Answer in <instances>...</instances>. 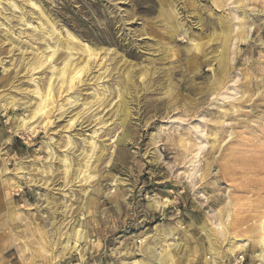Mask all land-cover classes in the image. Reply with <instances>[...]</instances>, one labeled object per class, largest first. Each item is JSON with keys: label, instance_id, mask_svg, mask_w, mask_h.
<instances>
[{"label": "rangeland", "instance_id": "rangeland-1", "mask_svg": "<svg viewBox=\"0 0 264 264\" xmlns=\"http://www.w3.org/2000/svg\"><path fill=\"white\" fill-rule=\"evenodd\" d=\"M162 14L172 18V36ZM2 31L14 44L44 53L33 74L22 71ZM56 37L94 51L92 66L73 83L68 72L58 78L64 53H49ZM81 57L70 52L72 61ZM50 76L54 105L47 104V119L34 117L27 85L32 78L42 93ZM100 87L104 96L83 109ZM244 90L250 97L241 111L235 103ZM169 91L194 104L189 118L183 109L168 113L178 99ZM121 99L129 111L124 128L110 119ZM262 101L264 0H0V264H142L149 260L145 244H157L168 231L174 264H260L254 256L264 220ZM198 118L205 122L202 142L217 132L216 149L209 143L197 149L201 141L191 138L189 126ZM66 137L73 141L67 149ZM82 138L93 142L95 153L73 182ZM58 152L74 159L66 182ZM228 212L236 218L227 219ZM75 230L81 239L71 236ZM245 239L246 247L231 250Z\"/></svg>", "mask_w": 264, "mask_h": 264}, {"label": "bare ground", "instance_id": "bare-ground-1", "mask_svg": "<svg viewBox=\"0 0 264 264\" xmlns=\"http://www.w3.org/2000/svg\"><path fill=\"white\" fill-rule=\"evenodd\" d=\"M16 2V1H15ZM27 3L29 4L30 3V5H32L31 4V2H28L27 1ZM170 3H171V1H170ZM24 4V3H23ZM26 4V3H25ZM215 4V3H214ZM20 6H23V5H21L20 4ZM160 6V5H159ZM158 6V7H159ZM170 9V8H169ZM34 12V11H33ZM33 12L32 11H27V16L28 17H30L31 18V16L33 15ZM175 15V14H174ZM39 16H40V14H39ZM178 15H175V18H174V20L176 19V17H177ZM38 17V16H37ZM36 17V18H37ZM162 18H163V20L164 21H166L164 24L166 25L165 26V30H167V35L168 36H172L173 34H174V26L172 25V22H171V17H170V15L168 14V15H164V14H162ZM32 19H33V16H32ZM36 20H38V19H36ZM159 20V19H158ZM201 20V19H200ZM21 21L22 22H24V20L21 18ZM124 22V21H123ZM123 22H122V24H123ZM127 22V21H126ZM160 23V22H159ZM3 24V23H2ZM23 25V24H22ZM26 24H24L23 26H25ZM60 25V24H59ZM58 25V26H59ZM158 25V24H157ZM163 25V24H162ZM50 26V25H49ZM161 26V25H160ZM52 27V26H51ZM54 27V26H53ZM51 28L52 29V33L53 34H55V31L56 30H54V28ZM57 27V26H56ZM60 27H62V26H60ZM59 27V28H60ZM164 27V26H163ZM182 27V26H181ZM180 27V28H181ZM184 28H186V26L184 27ZM246 28V27H245ZM44 29V28H43ZM164 29V28H163ZM183 29V28H182ZM188 29V28H187ZM62 30V29H61ZM183 30H185V29H183ZM231 30V29H230ZM181 31V30H180ZM186 31V30H185ZM184 31V32H185ZM232 31V30H231ZM247 31V30H246ZM3 32L4 31H2L1 32V37H2V39L4 40V41H6V40H11L10 41V52H15L16 51V55L15 54H12V56L13 55H15V56H19L20 57V61H21V65L23 64V67L22 68H24V69H22V68H18V69H22V71L24 70V72H25V75L26 74H30V73H32V71H34V70H36L38 67H40L41 66V63H42V60H43V55H44V53H43V55H42V53H39V52H37V51H35L34 49H32V48H30V47H28V45H27V47H26V45H21V44H19V43H16L15 42V44H14V41H12V39H8L7 37H6V34L7 33H5V34H3ZM42 32V31H41ZM46 32V31H45ZM144 32V31H143ZM42 33H44V32H42ZM48 33V32H47ZM187 33V32H186ZM57 34H58V31H57ZM60 34V33H59ZM127 34V33H126ZM125 34V35H126ZM245 34H247V33H245ZM56 35V34H55ZM71 35V34H70ZM70 35H69V38H70ZM128 35V34H127ZM60 36V35H59ZM247 36V35H246ZM71 37H72V35H71ZM74 37V36H73ZM72 37V39H74ZM44 38V37H43ZM57 38V37H56ZM65 38V37H64ZM246 38V37H245ZM170 39V38H169ZM173 39V38H172ZM71 40V39H70ZM69 39H63V38H57V40H55L53 43H52V45H53V50H52V52H49V53H51V55H53L54 54V49H56L57 48V50H59V51H63V53H64V55H63V57H62V59H61V64H62V62H63V66L61 67V69L58 71L59 73H60V77H58V78H62L63 79V76H64V73L65 72H68L69 73V77H68V80L70 81V82H72V80H73V76L74 75H76V74H78L80 71H85L86 70V68L89 66V64H90V66H92L91 65V57L94 55V51H91L90 50V47L88 48L86 45L84 46V45H81V44H72V42L70 41ZM126 40V39H125ZM244 40V39H243ZM247 40V39H246ZM149 41V40H148ZM147 41V42H148ZM242 41V40H241ZM132 42V41H131ZM146 42V41H145ZM146 42V43H147ZM158 43H159V41H157ZM152 43H154V41L152 42ZM205 43V42H204ZM163 44V43H162ZM166 44V43H165ZM136 45V44H135ZM139 45V44H138ZM138 45H137V47H138ZM164 45V44H163ZM196 45V44H195ZM200 46V45H199ZM142 47V46H141ZM158 47V46H157ZM161 47H162V45H161ZM165 47V46H164ZM196 47V46H195ZM198 47V46H197ZM139 48V47H138ZM167 48V47H166ZM15 49V50H14ZM45 49H48V48H45ZM147 49V48H146ZM152 49V48H151ZM155 49V48H154ZM157 49V48H156ZM155 49V50H156ZM163 49V48H162ZM198 49V48H197ZM72 50H75V51H80L81 53H82V57H81V59L80 60H78V61H72L71 60V58H70V52L72 51ZM97 50H98V48H97ZM97 50H95V52H97ZM101 50V49H100ZM145 50V49H144ZM194 50H196V49H194ZM199 50V49H198ZM154 51V50H153ZM9 52V53H10ZM13 52V53H14ZM42 52V51H41ZM44 52V51H43ZM98 52H99V50H98ZM97 52V53H98ZM101 52H102V50H101ZM146 52H148V50H146ZM196 52H197V50H196ZM195 52V53H196ZM149 53V52H148ZM194 53V55H196ZM238 53V52H237ZM102 54H103V52H102ZM105 54L107 55V53H106V50H105ZM151 54V53H150ZM153 54V53H152ZM192 54V53H191ZM26 55V56H25ZM49 55V54H48ZM75 55V54H74ZM78 55H79V53H78ZM130 55V54H129ZM133 55V54H132ZM11 56V57H12ZM47 56V55H46ZM72 56V55H71ZM76 56V55H75ZM48 57V56H47ZM50 57V56H49ZM72 57H74V56H72ZM76 58V57H75ZM125 58V57H124ZM194 58V57H193ZM17 59V58H16ZM50 59V58H49ZM11 60H12V62L13 61H15V59L14 58H11ZM92 60H93V58H92ZM112 60V59H111ZM114 60V59H113ZM112 60V61H113ZM125 60V59H124ZM123 60V61H124ZM20 61H18V62H20ZM111 61V62H112ZM93 62V61H92ZM125 62V61H124ZM196 62V61H195ZM113 63V62H112ZM116 63H117V59H116ZM213 63V62H212ZM211 63V64H212ZM16 64H17V62H16ZM15 64V65H16ZM19 66V65H18ZM121 67V66H120ZM8 70H9V68H6L5 69V71L6 72H8ZM14 70V69H13ZM17 70V69H16ZM121 70H122V68H121ZM57 71V70H56ZM129 71H131V70H129ZM35 72V71H34ZM33 72V73H34ZM86 72V71H85ZM32 73V74H33ZM120 73V72H119ZM128 73H131V72H128ZM57 74V73H56ZM50 75H52V73H50ZM29 76V75H28ZM32 76V75H31ZM59 76V75H58ZM121 76V75H120ZM124 75H122L121 77H123ZM244 77V76H243ZM261 77V76H260ZM51 78H52V76H50L48 79H47V82H46V85L44 86V89H43V92L41 93V92H39V89H38V87H37V85L35 84V83H33L34 82V80H32V78H31V80H30V84L31 85H27V86H29V88L27 89V91L26 92H28V94H29V98H30V100H32V101H34V110H33V112H32V114H33V116L35 117V116H37V115H39V116H45L46 114H45V109H46V107L48 106L47 104L49 103V102H51L50 101V99H51V97H50V94H51V91H52V86H51V84H50V81H51ZM77 78V77H76ZM75 78V79H76ZM124 78V77H123ZM61 79V80H62ZM65 79V78H64ZM78 79V78H77ZM238 79V78H237ZM262 79V78H261ZM60 80V79H59ZM63 81V80H62ZM61 82V81H60ZM256 82V81H255ZM28 83V84H29ZM62 83V82H61ZM73 83V82H72ZM249 83V82H248ZM235 84V83H234ZM233 84V85H234ZM123 85V84H122ZM128 85V84H127ZM253 85V84H252ZM230 86V85H229ZM237 86V85H236ZM60 87H61V85H60ZM213 87V86H212ZM255 87H257V86H255ZM164 88V87H163ZM254 89V88H253ZM41 90H42V88H41ZM116 90V89H115ZM208 90H209V88H208ZM229 90H231L230 88H229ZM251 90V89H250ZM258 90V89H257ZM104 92H105V89L104 88H97V89H93L92 91H91V93L89 94V101H87L85 104H86V107H83V109H85V108H88V109H90L91 107H93L97 102H99V99L98 98H96V96H97V94L101 97V96H104ZM116 92V91H115ZM119 92H122V93H124V92H126V91H124V85H123V87H121V89H119ZM170 92V91H169ZM206 92V91H205ZM210 92V91H209ZM233 92V91H232ZM238 92V91H237ZM236 92V93H237ZM258 93H259V91H257ZM118 93V92H117ZM133 93V92H132ZM239 93H241V92H238V94ZM252 93V92H251ZM261 93H262V91H261ZM261 93H260V95H261ZM78 94V93H77ZM163 94V93H162ZM229 94V93H228ZM234 94V93H233ZM237 94V95H238ZM125 95V94H124ZM124 95H123V97H124ZM131 95V94H130ZM165 95H167V93L165 94ZM225 95V94H224ZM242 95V96H241ZM240 96H241V98H239L240 96H238V100H237V103H235V104H238V106H241V104H245V102H247V101H249V97H250V94H248L245 90L243 91V93L241 94ZM253 95V94H252ZM251 95V96H252ZM257 95V94H256ZM259 95V96H260ZM169 96H170V99H172L171 97H177L178 99H176L175 100V102H172L171 104L169 103L167 106L169 107V109H168V113H171L172 114V112H174V111H176V110H179V109H183L182 111H183V113H181L182 115H183V117L184 118H189V114L193 111V106H194V104L192 105V103H191V101L189 102V100L187 99V97L185 96V97H179L178 96V94H177V92H175V93H172L171 94V92L169 93ZM230 96V95H229ZM235 96V95H234ZM233 96V97H234ZM131 97V96H130ZM221 97V96H220ZM258 97V96H257ZM77 99H79L78 98V96L76 97ZM75 98V99H76ZM227 98V97H226ZM226 98H224V100L226 99ZM236 98V97H235ZM9 99H11L10 97H8V101H9ZM117 99V98H116ZM129 99V98H128ZM169 99V98H168ZM222 99V98H221ZM252 99V98H251ZM29 100V101H30ZM119 100V99H118ZM229 100H230V98H229ZM235 100V99H234ZM256 100V99H255ZM258 100V99H257ZM257 100H256V102H257ZM13 100H11L10 101V106H12L13 105V102H12ZM68 102H69V100H67ZM131 101V100H130ZM133 101V100H132ZM166 101V100H165ZM211 101V100H210ZM228 101V100H227ZM67 102V104H70V103H68ZM71 102V101H70ZM219 102V101H218ZM226 102V101H225ZM233 102V101H232ZM259 102V101H258ZM261 102V101H260ZM259 102V103H260ZM263 102V101H262ZM1 103V102H0ZM7 103H9V102H7ZM53 105H54V102L52 101L51 102ZM72 103V102H71ZM168 103V102H167ZM198 103V102H197ZM217 103V102H216ZM231 103V102H230ZM255 103V102H254ZM51 104V105H52ZM119 105H118V107H117V110H116V112L113 114V115H111L110 117V119L113 121V122H115V121H118L119 120V122H120V125L124 128L125 127V124H126V122H127V118H128V108H127V103H126V101H125V99H121L120 101H119V103H118ZM196 104V103H195ZM220 104V103H219ZM233 104V103H232ZM262 104H264V102L262 103ZM181 105V106H180ZM199 106V105H198ZM218 106V105H217ZM231 107H229V109H230V113H233L234 112V110H233V108H232V105H230ZM247 106H248V104H247ZM164 107V106H163ZM245 107V106H244ZM249 107V106H248ZM247 107V108H248ZM195 108V107H194ZM240 108H242V106L241 107H239V109ZM246 108V107H245ZM263 108V107H262ZM239 109H237V111H239ZM257 109H259V108H257ZM261 109V108H260ZM156 110V109H155ZM161 110V109H160ZM203 110V109H202ZM209 110V109H208ZM241 111H243V108L242 109H240ZM248 110V109H247ZM250 110V109H249ZM252 110V109H251ZM83 111V110H82ZM159 111V110H158ZM245 111H246V109H245ZM199 112V111H198ZM208 112V111H207ZM227 112V111H226ZM225 112V113H226ZM250 112V111H249ZM253 112V111H252ZM213 113V112H212ZM224 113V114H225ZM235 113V112H234ZM259 113V112H258ZM111 114V113H110ZM192 114V113H191ZM223 114V113H222ZM223 114V115H224ZM238 114V113H237ZM194 115V114H193ZM207 113H206V117H207ZM218 115H219V113H218ZM231 115V114H230ZM233 115V114H232ZM236 115V114H235ZM48 115H46L45 116V118L47 117ZM216 116V115H215ZM226 116V115H225ZM243 116V115H242ZM250 116H252V115H250ZM263 116H264V114H263ZM44 118V117H43ZM219 118V117H218ZM221 118V117H220ZM224 118V117H223ZM238 118V117H237ZM47 119V118H46ZM71 119V118H70ZM225 119V118H224ZM228 119V118H227ZM230 119V118H229ZM258 119V118H257ZM264 120V119H263ZM46 121V120H45ZM230 121V120H229ZM261 121V120H260ZM44 122V121H43ZM190 122V121H189ZM219 122H220V120H219ZM242 122V121H241ZM262 122V121H261ZM18 123L19 124H17L18 125V129L19 130H24L25 129V127H26V123H24L21 119L20 120H18ZM45 123V122H44ZM195 123V122H194ZM236 123V122H235ZM49 124V121L47 122V124L45 125V127L47 126ZM191 124H192V122H191ZM70 125V124H69ZM127 125V124H126ZM185 125H187V124H185ZM189 125H190V123H189ZM195 126H189L190 127V131H192L191 132V134H190V136H191V138L193 137V138H195V140H197V141H201V142H199V143H201L202 144V147H200L199 146V148H197L198 150H201V149H203V144H204V146H205V144H207V143H209V147H210V149L211 150H214V149H216L217 148V144H216V138H217V132L216 131H214L213 133L214 134H212V137L209 139V141H207V140H204L203 142H202V138H203V134H202V132H203V127H205V122L202 120V119H200L199 120V118H198V120L196 121V123L194 124ZM209 125V124H208ZM68 126V125H67ZM197 126V127H196ZM211 126V125H210ZM264 126V125H263ZM263 126H261V127H263ZM213 127V126H212ZM242 127H243V125H242ZM255 127V126H254ZM207 129H208V127H207ZM212 129V128H211ZM236 129V128H235ZM263 129V128H262ZM225 130V129H224ZM259 130V129H258ZM264 130V129H263ZM262 130V131H263ZM208 131V130H207ZM206 131V132H207ZM213 131V130H212ZM211 131V132H212ZM226 131H230V130H226ZM260 131H261V129H260ZM31 132V131H30ZM210 132V131H209ZM225 132V131H224ZM244 132V131H243ZM247 132V131H246ZM245 132V133H246ZM254 132V131H253ZM264 132V131H263ZM262 132V133H263ZM32 133V135H33V131L31 132ZM231 133V132H230ZM248 133H250V132H248ZM185 134V133H184ZM208 134V133H207ZM210 134V133H209ZM227 134V133H226ZM205 135V134H204ZM227 135H229V133L227 134ZM240 135V134H239ZM179 136H181V135H179ZM179 136H178V138H179ZM188 136V135H187ZM186 136V137H187ZM209 136V135H208ZM226 136V135H225ZM230 136V135H229ZM124 137V136H123ZM154 138H155V135L153 136ZM153 138V139H154ZM181 138V137H180ZM182 138H184V137H182ZM189 138V137H188ZM227 138V137H226ZM190 139V138H189ZM243 139V138H242ZM245 139V138H244ZM127 140V139H126ZM183 140V139H182ZM122 141V140H121ZM124 141V140H123ZM173 141V140H172ZM192 141H194V139L192 140ZM246 141V140H245ZM73 142V141H72ZM72 142H70V140L66 137V139H65V141L63 142L64 144H63V147L64 148H68L69 146H71L72 147ZM79 142V144L78 145H80V152H79V154H77V156H75V159H76V162H77V169H75V175L73 176V182L78 178V176H79V174L80 173H82L83 171L86 173V171H87V169H88V167H89V164H90V162H91V159L94 157V153H95V146L93 145V142L91 143V142H88V138H82L80 141H78ZM222 142V141H221ZM248 142H251V141H248ZM258 142H259V140H258ZM173 143V142H172ZM177 143V142H176ZM181 143V147L182 148H186L185 147V144H184V141H181L180 142ZM195 143V142H194ZM219 143H220V141H219ZM238 143V142H237ZM242 143V142H241ZM245 144V143H244ZM243 144V145H244ZM247 144V143H246ZM254 144V143H253ZM257 144H259V143H257ZM196 145V144H195ZM198 145V144H197ZM239 145V144H238ZM237 145V146H238ZM241 145V144H240ZM239 145V146H240ZM252 145V144H251ZM262 145V144H261ZM250 146V145H249ZM253 146V145H252ZM259 146V145H258ZM264 146V145H263ZM45 147L47 148V151L49 152V154L51 155V157L53 156V153H52V150H51V148H50V144H49V142H47V143H45ZM107 146H104L103 147V151L105 150V148H106ZM241 147H243V146H241ZM240 147V148H241ZM244 147H246V146H244ZM254 147V146H253ZM260 147V146H259ZM64 148H62V149H64ZM221 148V147H220ZM238 148V147H237ZM247 148V147H246ZM255 148H257V145L255 146ZM263 149H264V147H262ZM71 148H69V150H70ZM238 150V149H237ZM259 150V149H258ZM61 151V150H60ZM67 151V150H66ZM102 151V152H103ZM105 151H107V148H106V150ZM195 151V150H194ZM234 151H236V150H233V154H235V152ZM245 151H246V149H245ZM250 151V150H249ZM248 151V152H249ZM254 151H256V150H254ZM260 151H261V149H260ZM237 152V151H236ZM241 152H242V150H241ZM251 152H253V150L251 151ZM259 152V151H258ZM264 152V151H263ZM59 153V152H58ZM216 153V152H215ZM217 153H218V151H217ZM247 153V152H246ZM246 153H245V155H246ZM105 154V153H104ZM111 154H112V151H111V153L109 154V156H111ZM195 154V153H194ZM239 154V153H238ZM237 154V155H238ZM59 155H62V157H61V159L59 160V168H60V173H61V175H62V178H63V181H65L66 182V180H68V178H69V169L71 168V166H72V161L74 160H72L71 158V156L70 157H67L66 155H64V153H62V152H60L59 153ZM102 154H100L99 155V157L97 158V159H99L100 158V156H101ZM198 155V154H197ZM201 155V154H200ZM227 155H228V153H227ZM229 155H231V154H229ZM241 156L240 157H243V155L242 154H240ZM245 155H244V158H245ZM107 156V155H106ZM199 156V155H198ZM211 156V155H210ZM235 156V155H234ZM249 156H250V154H249ZM255 156H257V155H255ZM196 157V156H195ZM227 157V156H226ZM228 157H231V156H228ZM232 157H233V155H232ZM238 157H239V155H238ZM252 156H250V157H248V158H251ZM260 157V156H259ZM259 157H257V158H259ZM111 158V157H110ZM109 158V159H110ZM234 158V157H233ZM247 158V157H246ZM256 158V159H257ZM261 158V157H260ZM262 158H263V156H262ZM103 159H104V157H103ZM193 159H195V158H193ZM197 159V158H196ZM230 159V158H229ZM237 160H239L238 158H236ZM241 159V158H240ZM252 159H254L253 157H252ZM252 159H248L249 161L250 160H252ZM106 160V159H105ZM245 161L247 160V159H244ZM243 160V161H244ZM247 160V161H248ZM258 160V159H257ZM260 160V159H259ZM258 160V161H259ZM230 161V160H229ZM233 161V160H232ZM234 161H236V160H234ZM234 161H233V163H234ZM240 161V160H239ZM242 162V161H241ZM240 162V163H241ZM253 162V161H252ZM236 163V162H235ZM245 163V162H244ZM257 163V162H256ZM262 164L264 163V161L263 162H261ZM213 164V163H212ZM237 164H238V162H237ZM242 164V163H241ZM247 164V163H246ZM250 164V163H249ZM262 164H261V166H262ZM93 165V164H92ZM238 166H240L239 164H238ZM242 166V165H241ZM244 166V165H243ZM242 166V167H243ZM251 166H253V165H251ZM264 166V165H263ZM228 167H229V165H228ZM227 167V168H228ZM241 167V168H242ZM247 167V166H246ZM250 167V166H249ZM257 167H258V165H257ZM259 167H260V165H259ZM253 168V167H252ZM255 169H257L256 167H254ZM48 170H47V172L49 171V167L47 168ZM234 169V168H233ZM258 169H260V168H258ZM231 170H232V168H231ZM238 170V169H237ZM252 170V169H251ZM254 170V169H253ZM234 171V170H233ZM243 171H244V167H243ZM40 172L41 173H43V170L41 169L40 170ZM83 172V174H85ZM228 172H229V170H228ZM255 172V171H254ZM231 173V172H230ZM234 173V172H233ZM236 173V172H235ZM255 173H258V172H255ZM83 174H81V175H83ZM242 174V173H241ZM72 175V174H71ZM259 175H260V172H259ZM245 176V175H244ZM89 177V176H88ZM91 178H92V176H91ZM88 180V179H87ZM246 180V179H245ZM216 182H218V181H216ZM65 185H66V183H65ZM251 186V185H250ZM46 198H48V196H46ZM48 201H49V198L47 199ZM51 201V200H50ZM47 204V203H46ZM152 206H155V203H153L152 204ZM226 206H228V205H226ZM226 209V208H225ZM227 211H228V209H226ZM218 213V212H217ZM216 213V214H217ZM221 213V212H220ZM219 214V213H218ZM217 214V215H218ZM226 215V214H225ZM231 214L228 212L227 213V219H228V217L230 216ZM231 217H232V215H231ZM230 217V218H231ZM247 217V216H246ZM232 218H236V217H232ZM248 218V217H247ZM263 218V217H262ZM220 219V218H219ZM223 219V218H222ZM225 219H226V217H225ZM227 219L225 220V222L227 221ZM261 220V219H260ZM222 222V221H221ZM225 224V223H224ZM224 224H222V225H224ZM222 227V226H221ZM225 230H226V228H225ZM257 233H258V235H257V238H256V243L255 244H257L258 246H259V252L258 253H256L255 254V258L259 261V263L260 264H264V220H261L259 223H258V226H257ZM72 237H75V239H81L82 237H81V234H80V231H78V230H75V231H73V233H72V235H71ZM169 236H171V232H165V234H164V237L157 243V244H155V245H153V246H150L148 243H146L145 244V246H144V251H145V253H147L148 255V258H149V260H147V261H145V262H142V264H169V263H171V264H174L173 263V255H175V250L172 248H170L171 247V245L168 243V239L170 238ZM246 243H247V241H246V239L245 240H241V244H242V247H239V245H237L236 244V242L234 241L233 242V244H232V247H231V250L233 251V250H242V248H244V247H246ZM147 259V258H146ZM175 261V260H174ZM207 261H205V263H206ZM176 264V263H175Z\"/></svg>", "mask_w": 264, "mask_h": 264}]
</instances>
